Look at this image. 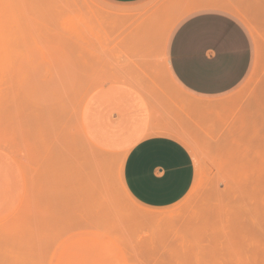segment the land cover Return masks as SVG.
Segmentation results:
<instances>
[{"label":"rangeland","instance_id":"374dc122","mask_svg":"<svg viewBox=\"0 0 264 264\" xmlns=\"http://www.w3.org/2000/svg\"><path fill=\"white\" fill-rule=\"evenodd\" d=\"M204 9L243 22L255 63L239 91L201 108L166 76L164 52L166 32ZM139 27L145 41L134 40ZM116 87L137 91L152 126L193 157V184L173 206L147 208L123 193L119 143L150 135L127 114L133 100L111 149L89 142L85 129L111 130L118 115L94 124L83 113ZM0 147V264H264V0H0ZM145 210L173 214L148 221Z\"/></svg>","mask_w":264,"mask_h":264},{"label":"crops","instance_id":"0c3cea01","mask_svg":"<svg viewBox=\"0 0 264 264\" xmlns=\"http://www.w3.org/2000/svg\"><path fill=\"white\" fill-rule=\"evenodd\" d=\"M103 1L130 7L145 0ZM166 38V73L171 82L196 100L201 108L233 96L252 74L255 63L252 37L243 22L227 10L194 12L178 21ZM119 88L123 89L116 87L114 90ZM129 91L133 95L134 106L127 114L136 113V123L144 124L143 130L152 133L136 138L130 145L124 146L120 141L119 149L127 151L122 169L123 184L129 195L144 207L161 209L173 206L187 195L193 184V157L181 142L157 133L162 128L152 126L147 102L136 91ZM94 99H89L88 103ZM98 101L93 106L97 114L87 105L83 123H113L110 116L114 113V119L117 115L119 117L111 129L115 130L121 122L117 110L121 111L123 104H116L113 96L99 98ZM85 130L90 134L88 136L97 133ZM102 132L96 135L100 139L103 138L99 136Z\"/></svg>","mask_w":264,"mask_h":264},{"label":"bare ground","instance_id":"6f19581e","mask_svg":"<svg viewBox=\"0 0 264 264\" xmlns=\"http://www.w3.org/2000/svg\"><path fill=\"white\" fill-rule=\"evenodd\" d=\"M19 1H20V0H19ZM88 1H89V0H88ZM90 1H92V3H93V0H90ZM181 1L183 2V0H181ZM184 1H185V0H184ZM78 2H80V1H78ZM94 2H95V1H94ZM23 3H24V5L26 4L24 1H23ZM96 3L98 4V2H96ZM185 3H186V2H185ZM19 4H20L21 6H23V5L21 4V2H20ZM181 4H183V3H181ZM214 4H215V2H214ZM84 5H85V4H84ZM99 5H100V4H99ZM101 5H102V3H101ZM183 5H185V4H183ZM82 6H83V5H82ZM103 6H104V5H103ZM188 6H189V5H188ZM23 7H25V6H23ZM107 7H108V6H107ZM150 7H151V6H150ZM214 7H215V6H214ZM204 8H206V7H204ZM89 9H90V8H89ZM195 9H196V8H195ZM195 9H193V10H195ZM120 10H122V12L125 11V10L123 11V9H120ZM188 10H189V9H188ZM229 10H230V9H229ZM136 11H137V10H136ZM145 11H146V10H145ZM145 11H144V12H145ZM183 11L185 12V10H183ZM183 11H182V12H183ZM104 12H105V10H104ZM106 12H107V11H106ZM111 12H112V11H111ZM138 12H139V10L137 11V13H138ZM144 12H143V13H144ZM127 13H128V12H127ZM185 13H187V12H185ZM49 14H50V13H49ZM128 14H131V13H128ZM134 14H136V13H134ZM140 14H141V13H140ZM140 14H139L138 16H143V14H142V15H140ZM144 14H145V13H144ZM183 15H184V14H183ZM108 16H109V14H108ZM112 16H113V15H112V13H111V14H110V17H112ZM120 16H121V18H122L121 20H122L123 22H124V20H128L126 14H124V15H120ZM122 16H124V17H122ZM134 16L137 17V14L134 15ZM180 16H182V14L179 15L178 18H180ZM50 17H51V16H50ZM50 17H49V18H50ZM56 17H57V16H56ZM128 17H129V16H128ZM131 17H132V15L130 16V20H133L134 17H133L132 19H131ZM145 17H146V16H145ZM107 18H108V17H107ZM112 18L114 19V17H112ZM140 18H141V17H140ZM178 18H177V19H178ZM93 19H94V18H93ZM100 19H101V18H100ZM116 19H117V18H116ZM137 19H138V18H137ZM145 19H146V18H145ZM46 20H47V19H46ZM105 20H107V19L105 18ZM146 20H147V19H146ZM94 21H95V20H94ZM107 21H108V20H107ZM136 21H137L136 19H135V21H132V22H131L132 25H133V23L136 24V23H135ZM141 21H143V20H141ZM174 21H175V20H174ZM51 22H52V21H51ZM114 23H116V22H114ZM118 23H119V22H118ZM127 23H128V22H127ZM139 23H141V24H139V25L142 27V24L144 25V24L146 23V21L139 22ZM95 24H96V23H95ZM169 24H171L170 26L173 25L172 23H168V26H169ZM101 25H102V24H101ZM139 25L137 24V27H138ZM166 25H167V24H166ZM106 26H107V25H106ZM129 26H131V25L129 24ZM168 26H166V27H168ZM170 26H169V27H170ZM49 27H50V25H49ZM49 27H48V29H49ZM102 27H105V26H102ZM102 27H101L100 29H102ZM108 27H109V26H108ZM131 27H132V26H131ZM135 27H136V25H135ZM141 27H139L140 29H135V28H134V29H135V34H134L135 37H134V40L136 39V36H138V35L136 34V31H137V33L140 34L141 31H144L145 29H147V28L144 27L145 29L141 30ZM55 28H56V27H55ZM57 28H58V27H57ZM98 28H99V26H98ZM109 28H110V27H109ZM116 28H117V26H116ZM128 28H129V27H127V29H128ZM52 29H54V28H52ZM114 29H115V28H114ZM114 29H113V30H114ZM120 29H121V28H120ZM164 29H165V28L163 27L162 30H164ZM170 29H171V28H170ZM42 30H43V29H42ZM116 30H117V29H116ZM49 31H51V29H50ZM118 31H119V30H118ZM124 31H125V30H124ZM146 31H147V30H146ZM146 31H145V32H146ZM165 31H166V30H165ZM120 32H122V34L124 33L123 31H120ZM126 32H127V31H126ZM132 32H133V31L131 30V32H129V34L131 33V35L133 36ZM59 33H60V31H59ZM133 33H134V32H133ZM118 34H120V33H118ZM122 34H121V35H122ZM141 34H143V32H142ZM161 34H163V33H161ZM167 34H168V32H166V34H165V39H166ZM52 35H53V34H52ZM54 35L57 36L56 34H54ZM58 35H59V36H57V37H61L60 34H58ZM146 35H149V34L146 33V34H144V35L138 36L139 38H140V37L142 38V36H143V40L138 39V37H137L138 41H140V40H141V41H145L146 38H144V36H145V37H148V36H146ZM117 36L119 37V35H117ZM117 36H116V37H117ZM132 36H131L130 38H133ZM162 36H163V35H162ZM48 37H49V35H48ZM118 37H117V38H118ZM125 37H126V36H125ZM160 37H161V36H160ZM126 38H129V37H126ZM162 38H163V37H162ZM148 39H151V38L149 37ZM121 40H122V39H121ZM123 40L125 41V43H127L126 45H128V46H130L131 44H133V43H131V44L129 45L130 42H129V41H128L129 43L127 42L128 39L126 40V39L123 38ZM151 40H152V39H151ZM162 40H163V39H162ZM61 41H62L61 43H63V40H61ZM124 41H122V43H120L121 41L119 42V43H120V47H122V46L125 44ZM141 41H140V42H141ZM163 41H165V40H163ZM140 42H138V43H140ZM149 42H150V41H149ZM149 42H148V44H149V49H151V48H150V43H149ZM119 43H118V44H119ZM123 43H124V44H123ZM134 43H135V45H138L137 47L135 46L134 49L139 51L140 49H138V47H140L142 44H138L137 41L134 42ZM141 43H144V42H141ZM164 43H165V42H164ZM63 44H64V43H63ZM121 44H122V45H121ZM144 44H145V45H144ZM144 44L142 45L143 48H141V49L145 52L146 48H147V50H148V47H146V45H147L146 42H145ZM139 45H140V46H139ZM124 46H125V45H124ZM132 46H134V45H132ZM132 46H130V47H132ZM62 47H64V45H63ZM122 48H123V47H122ZM126 48H127V47L125 46L124 49H126ZM65 49H66V48H65ZM128 49H129V48H127V52L130 51L131 49L134 50L133 47L130 48L129 50H128ZM147 50H146V52H145L146 55L148 54V53H147ZM120 51H121V50H120ZM122 51H123V50H122ZM124 51H125V50H124ZM124 51H123V52H124ZM138 51H137V52L135 51V53H138V54H139ZM140 53H141V50H140ZM132 54H133V56H134V52H132ZM149 54H150V53H149ZM149 54H148V55H149ZM140 55L142 56V55H144V53L142 52V54H140ZM140 55H139V56H140ZM148 55H147V56H148ZM122 56H124V55H121V57H122ZM139 56H138V57H139ZM144 56H145V55H144ZM136 57H137V56H136ZM138 57H137V58H134V57H133V58H134V59H140V58H138ZM123 58H124V57H123ZM123 58H122V59H123ZM130 58H131V57H130ZM143 58H144V57H143ZM125 59H126V57H125ZM125 59H124V60H125ZM134 59H132V61H134ZM145 59H147V57H145L144 59H142V61L140 60L141 63L144 62ZM124 60H122V62H126V61H127V59H126L125 61H124ZM143 60H144V61H143ZM128 61H129V60H128ZM137 61H139V60H136L135 64L137 63ZM147 61H149V60H146L144 63H146ZM151 62H152V61H151ZM139 63H140V62L137 63L138 66H140ZM144 63H143V66H147V65H144ZM147 63L150 64V62H147ZM152 63H154V62H152ZM152 63H151V64H152ZM149 64H148V65H149ZM125 65H126V64H125ZM128 65H129V63H128ZM130 66H133V65L130 64L129 67H130ZM133 67H134V66H133ZM133 67H131V68H133ZM160 67H161V66H160ZM143 68H144V67H143ZM143 68H142V69H143ZM146 68H147V67H146ZM149 68H150V67H149ZM153 68H155V67L153 66ZM127 69H128V66H127ZM142 69H141V70H142ZM135 70H136V69H135ZM144 70H145V68L143 69V72H144ZM160 70H161V69H160ZM138 71H139V70H137V72H138ZM147 71L149 72L150 70L147 68ZM133 72H134V71H133ZM130 74L132 75V73H130ZM141 74H142V73H141ZM149 74H150V72L148 73V75H149ZM165 74H166V73H165ZM139 75H140V74H139ZM148 75H147V76H148ZM151 75L154 76L152 73L150 74V76H151ZM142 76H144V75H142ZM147 76H146V77H147ZM166 76H167V74H166ZM128 77H129V76H127V78H128ZM140 77H141V76H140ZM146 77H142V80H141V81H143V79L146 78ZM148 78H149V76H148ZM155 78H156V77H155ZM155 78H154V77H153V78L150 77V79H154V80H155ZM123 79H124V78H123ZM147 80H148L147 78H146V80L144 79V82L147 81ZM151 81H152V80H151ZM131 82H132V81H131ZM147 82L149 83L150 80L147 81ZM147 82H146V83H147ZM170 82H171V81H170ZM123 83H124V82H123ZM133 83H134V82H133ZM150 83H151V82H150ZM153 84H154V83H153V81H152V85H153ZM155 86H157V85H154V87H155ZM154 87H153V88H154ZM146 88H147V87H146ZM146 88H144V89H146ZM155 88H156V87H155ZM155 88H154V89H155ZM159 88H160V87H159ZM159 88H158V89H159ZM155 90H156V89H155ZM142 91H143V90H142ZM161 91H162V90H161ZM161 91H159V92H160V93H163V91H162V92H161ZM136 92H137V91H136ZM157 92H158V90H157ZM177 92H178V90H177ZM45 93H46V92H45ZM112 93H113L112 96H113V98H114V102H115L116 104H123V107H122V110H121L122 112L119 111V110H117V111L120 113V115H121V119H120L121 122H120V124H119V127H116L115 130H109V129L104 130L101 134H99V136H103V138H101V139L98 138L96 135L88 136V139H90L89 137H91V139H92V140H91V139L89 140V142L91 141L90 144L92 143L91 145H94V147H95V146H96V147H99V148L101 147L102 149H106V150H107V149H111V148L113 147V144L116 142V140H117V139H116V136H117L118 132L120 131L122 125H123V120L125 119V117H124V116H125V112H124V111H125L126 104L129 105V102H131V99H132V97H133L132 93H131L128 89H124V88H123V89L119 88L117 91H114V92H112ZM47 102H48V101H47ZM47 104H48V103H47ZM96 104H97V103H96ZM96 104H93V105H91V106H88V108L91 109V110H93L95 114H97V113H96V111H95V109H94L93 106L96 105ZM112 114H114V113H112ZM79 117H80V116H79ZM88 117H89V116H88ZM90 117H91V116H90ZM1 118H2V117H1ZM115 118H116V117H115ZM118 118H119V117H118ZM3 119H4V118H3ZM91 119H92V118H91ZM114 122H115V121H114ZM78 124H80V123H78ZM80 125H81V124H80ZM80 129H81V128H80ZM66 130H67V129H66ZM85 131H86V130H85ZM169 131H170V130H169ZM67 133H68V132H67ZM151 133H152V132H151ZM151 133H148V134H151ZM157 133H162V134H163V133H165V131H164L163 129H158V130H157ZM76 134H77V133H76ZM63 135H65V137H66V134H63ZM72 136H73V134H72ZM76 136H77V135H76ZM66 138H67V137H66ZM80 138H81V137H80ZM80 138H79V139H80ZM67 140H68V139H67ZM80 140H81V139H80ZM68 141H69V140H68ZM68 141L66 142V145H67V146H68V144H67ZM69 143H70V142H69ZM81 143H82V142H81ZM130 144H131V142L128 143L127 145H130ZM70 145H71V144H70ZM74 145H75V144H73V147H74ZM69 147H71V146H68V149H69ZM73 147H72V148H73ZM82 147H83V146H82ZM91 147H92V146H90V148H91ZM0 148H2V147H0ZM83 148H84V147H83ZM73 149H74V148H73ZM94 149H95V148H94ZM94 149H93V150H94ZM8 150H9V149H8ZM87 150H88V149H87ZM97 150H98V149H97ZM88 151H89V150H88ZM88 151H87V152H88ZM95 151H96V150H95ZM87 152H86V153H87ZM100 152H101V150H100ZM126 152H127V151H125V154H123V155H126ZM8 153H9V152H8ZM95 153H97V152H95ZM105 153H106V152H105ZM105 153H103V154H105ZM101 154H102V152H101ZM101 154H98V155H101ZM108 154H111V153H108ZM105 155H106V154H105ZM86 156H87V155H86ZM89 156H90V155H89ZM108 156H109V155H108ZM92 157H93V156H92ZM95 157H97V156H95ZM106 157H107V156H106ZM123 157H124V156H123ZM125 157H126V156H125ZM88 158H89V157H88ZM97 158H99V157H97ZM102 158H103V157H102ZM104 158H105V156H104ZM105 159H106V158H105ZM91 160H92V159H91ZM91 160H90V161H91ZM93 160L95 161V158H94ZM93 160H92V162H94ZM100 160H101V158H100ZM124 160H125V158H124ZM86 161H87V160H86ZM86 161H85V162H86ZM96 161H98V159H96ZM96 161H95V163H96ZM104 161H106V160H104ZM101 162H103V160H101ZM87 164H88V163H87ZM93 164H94V163H93ZM89 165H90V164H88V167H90L92 164H91L90 166H89ZM95 165H96V164H95ZM93 166H94V165H93ZM93 166H91V168H93ZM94 168H95V167H94ZM94 168H93V170H95ZM93 170L91 171V173L94 172ZM88 174H89V172H88ZM90 177L94 178V175L92 176V174H91ZM92 180H93V179H92ZM121 184H122V188H123V193H124V195H125L128 199H130L131 201H134L135 203H137V202H136V201H135V200L129 195V193H128L127 190L125 189V186H124V184H123V178H122V177H121ZM137 211H138V210H137ZM145 211H146V210H145ZM146 212H147V211H146ZM146 212H144L143 214H141V215H143V216H142V217L139 216V218L141 217V219H143V220H148V221H161V220H165V219L171 217L172 214H173V211H172V210H169V211L166 210V212H164V211H163V212H152V211H149V212H147V213H146ZM137 214H138V213H137ZM137 214H136V215H137Z\"/></svg>","mask_w":264,"mask_h":264}]
</instances>
